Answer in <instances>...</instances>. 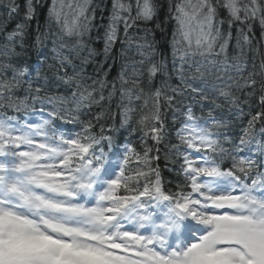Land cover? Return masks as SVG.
I'll return each mask as SVG.
<instances>
[{"label": "snow or ice", "instance_id": "6c2138e0", "mask_svg": "<svg viewBox=\"0 0 264 264\" xmlns=\"http://www.w3.org/2000/svg\"><path fill=\"white\" fill-rule=\"evenodd\" d=\"M5 7L9 16L19 14L16 0ZM24 7L22 22L0 37V109L23 113L0 115V264H264V162L253 158L255 152L264 155V142L254 135L257 124H264V60L259 66L253 61L249 70L243 58L255 22L264 36V0H178L172 18L179 64L174 60L172 72L164 73L145 37L136 45L141 59L123 64L111 81L104 62L86 72L94 55L85 42L94 19L90 0L67 5L68 12L63 0H52L49 18L57 31L37 36V44L48 41L52 47L50 55L38 54L40 68L32 77L18 57L34 0ZM154 16L153 0H113L103 37L106 58L121 27L130 41L129 30ZM233 28L238 51L229 57ZM83 52L88 55L80 59ZM45 66L54 81L41 72ZM157 75L164 79L153 88ZM173 75L175 85L169 82ZM53 84L63 85L64 93L49 94ZM117 93L122 126L136 112L134 102L143 101V109L151 101L138 124L156 143L164 136L162 109L171 110L173 123L177 113L183 117L176 129L179 143L172 145L183 161L184 183L177 191L166 190L151 168L125 176L128 153L134 152L130 145L124 146L116 173L109 158L113 137L103 135V125L97 137L92 121L80 119ZM257 94L259 110L244 113L240 105ZM187 97L200 105L201 116L185 104ZM221 100L249 116L235 139L221 131L226 124L214 116ZM103 115L102 109L94 119ZM58 121L80 131H65ZM260 132L264 135V127ZM151 151L145 147V163ZM226 160L230 166H224Z\"/></svg>", "mask_w": 264, "mask_h": 264}, {"label": "trees", "instance_id": "16d2710c", "mask_svg": "<svg viewBox=\"0 0 264 264\" xmlns=\"http://www.w3.org/2000/svg\"><path fill=\"white\" fill-rule=\"evenodd\" d=\"M26 0H16V3L20 5L19 14H14L12 16L8 15L6 10V5L9 0H0V37H2L7 32L12 31L17 23L22 22L24 11H25ZM78 0H63L66 5L65 11L68 12L69 9L67 5H75ZM178 0H153L155 5V16L151 21L147 23L143 21H138L137 24L131 28L128 32L130 41H125L123 28L120 30L119 40L111 47L108 58H106L104 53V32L105 28L109 22V16L112 12L113 0H90V7L92 9L91 15H94V19L91 23L90 38H86V43L88 46L94 50V55L91 59L92 62L86 67V72L92 74L93 70L97 67L99 62H104V68L108 71V79L111 81L117 77L121 71V66L128 63L131 59L140 60L139 49L136 47L137 44L143 43L144 38L147 37L149 43L152 44L151 57L153 62L163 65L164 73H171L173 61L175 60L179 64V53H175L173 32L176 27V22L172 18L175 14L174 6ZM52 0H34L35 14L31 21L28 22V27L26 29L25 35V50L22 52L18 59L21 62L27 63L32 77H35L36 70L40 68L38 62L39 53H48L50 55V49L52 47L51 43L44 41L42 44H37L36 38L41 33H47L50 29L51 31H57V25L53 23L49 18V7ZM221 15H226V13H221ZM69 18L71 15L69 14ZM225 31L227 30V25H224ZM262 29L258 22H255L252 26L251 42L250 45L244 46V56L243 58L248 62V68L251 69L253 61L259 66L260 62L264 60V36H262ZM3 40L0 39V43ZM72 41H69L71 46ZM131 45V46H129ZM17 52H21L20 48L16 49ZM236 45V31L235 28L232 30V40L228 49L229 57L235 56L237 54ZM175 53V55H174ZM87 52L81 54L80 59L87 57ZM125 57L128 59L126 60ZM80 59H75L74 63L79 64ZM48 63H51L49 61ZM110 66V67H109ZM128 71H131L129 68ZM41 72L46 75L50 81L55 80L53 72L45 66L41 69ZM146 80L147 77L145 76ZM163 75H157L154 79L153 88L160 86ZM91 83V81H87ZM171 84L175 85L178 83L177 79L173 75L169 81ZM58 91L59 93H64V86L61 85L57 89L55 84L52 85L53 92ZM147 91V88H145ZM17 95L23 96V91L17 93ZM258 95L251 97L247 104H241L240 107L243 108L244 113L259 110ZM107 97V92H105ZM143 101L134 102L131 106L136 108V112L132 114V118L126 125H121L122 116L120 115L123 105H121V97L119 93L115 94L110 100H106L102 108L98 106H93L87 115H81L80 119L83 121L91 120L95 125L93 132L99 137L100 126L103 125L105 131L104 136H112L114 141V147L109 153L110 160L114 163H118L116 168L117 173H119V165L122 163V156L124 154V146L130 145L134 152L128 153L130 158V163L125 165V176H132L136 172H149V168L158 171L160 179L166 190L172 192L177 191V185H182L184 183V177L181 171L182 158L172 148V145L178 144L179 141L176 137V129L180 127V121L183 117L180 113H177V120L173 123V116L171 110L162 109L164 112V136L163 139L156 143L151 136H144V132L147 129H142L138 124V120L141 115L148 113L152 108V103L149 101L147 107L141 109ZM222 107L217 108L214 112V116L225 122L226 127L221 129V131L227 136L235 139L241 134V130L246 127L247 121L249 119L248 115L240 116L238 115L235 107H229V105L224 104V102L218 101ZM127 104V101H124ZM185 104H192L194 113L197 116H201V107L199 104L195 103L192 97H187L185 99ZM35 107H40L37 103ZM103 109V117L97 122L94 117L97 113L101 112ZM6 112L8 115H18L11 109H0V114ZM204 114L207 112V103L205 104ZM22 114V113H20ZM72 115H77L73 113ZM61 124L62 129L65 131L79 132L80 127L78 125H73L72 123ZM64 125V126H63ZM64 127V128H63ZM264 127V124L258 123L256 130L254 132L256 140L264 142V135L261 134L260 129ZM152 148L149 153V162L145 163L144 151L145 147ZM223 147L230 148V144L225 142ZM105 151L108 149L105 145ZM139 154V161L137 155ZM248 155V154H247ZM119 157V158H118ZM154 158V159H153ZM253 158L257 160L258 163L264 162V155L259 152H255ZM228 161V160H226ZM230 164V162L228 163ZM150 180H155L156 176L150 174L148 177ZM141 185L145 182V177L141 176L139 178Z\"/></svg>", "mask_w": 264, "mask_h": 264}]
</instances>
